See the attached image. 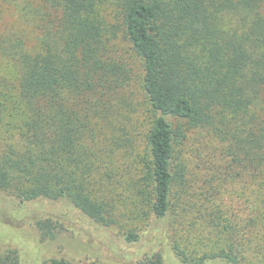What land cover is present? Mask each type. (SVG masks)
I'll list each match as a JSON object with an SVG mask.
<instances>
[{
	"label": "trees",
	"instance_id": "obj_1",
	"mask_svg": "<svg viewBox=\"0 0 264 264\" xmlns=\"http://www.w3.org/2000/svg\"><path fill=\"white\" fill-rule=\"evenodd\" d=\"M0 193L128 243L173 217L181 263L264 264V0H0Z\"/></svg>",
	"mask_w": 264,
	"mask_h": 264
},
{
	"label": "rangeland",
	"instance_id": "obj_2",
	"mask_svg": "<svg viewBox=\"0 0 264 264\" xmlns=\"http://www.w3.org/2000/svg\"><path fill=\"white\" fill-rule=\"evenodd\" d=\"M189 168L202 159L195 134L180 147ZM193 175H186L192 184ZM194 185L181 198L179 213H190L195 197ZM190 203V204H189ZM52 219L54 236L42 239L36 221ZM146 227L140 240L126 242L117 228H106L87 218L66 200L36 199L19 202L0 193V253L16 249L18 264H45L51 257H63L77 264H141L147 255L161 252L166 264H183L171 248L173 217ZM156 226V228H155ZM153 228V229H152ZM206 264H227L211 261Z\"/></svg>",
	"mask_w": 264,
	"mask_h": 264
}]
</instances>
